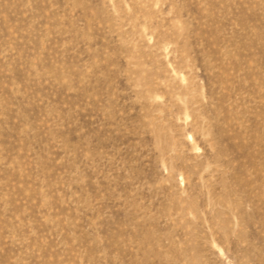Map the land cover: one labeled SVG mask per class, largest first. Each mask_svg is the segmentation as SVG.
<instances>
[{"label": "rangeland", "instance_id": "rangeland-1", "mask_svg": "<svg viewBox=\"0 0 264 264\" xmlns=\"http://www.w3.org/2000/svg\"><path fill=\"white\" fill-rule=\"evenodd\" d=\"M0 264H264V0H0Z\"/></svg>", "mask_w": 264, "mask_h": 264}]
</instances>
